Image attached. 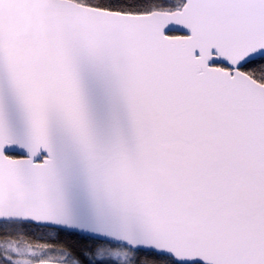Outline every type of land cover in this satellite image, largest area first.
<instances>
[{"label":"snow or ice","instance_id":"obj_1","mask_svg":"<svg viewBox=\"0 0 264 264\" xmlns=\"http://www.w3.org/2000/svg\"><path fill=\"white\" fill-rule=\"evenodd\" d=\"M0 264H264V0H0Z\"/></svg>","mask_w":264,"mask_h":264}]
</instances>
